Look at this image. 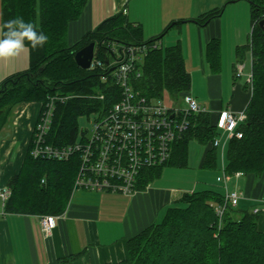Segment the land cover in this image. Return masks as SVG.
I'll list each match as a JSON object with an SVG mask.
<instances>
[{"label": "trees", "instance_id": "16d2710c", "mask_svg": "<svg viewBox=\"0 0 264 264\" xmlns=\"http://www.w3.org/2000/svg\"><path fill=\"white\" fill-rule=\"evenodd\" d=\"M251 6L252 32L247 44L237 48L241 62L252 59L253 88L246 109L247 119L238 127L243 136L230 138L224 160L228 175L242 172L261 177L264 172V0H248ZM88 0H2V25L7 20L22 16L48 35L42 49L31 50L30 67L13 74L0 83V132L8 123L12 111L23 102L34 100L45 106L55 97V109L47 142L66 146L78 142L82 115L105 114L121 97V88L112 78L110 68L98 70L81 68L75 59L78 50L95 42L96 58L112 62L124 46H147L148 50L138 63L141 76L132 85L150 98L173 99L190 94L192 76L187 70L182 45L153 47L181 21L171 22L159 36L144 39L140 25L131 22L120 12L99 24L77 43L70 45L67 32L70 22L77 20ZM224 8H215L196 21L202 25L220 17ZM218 42L209 44V53L215 57ZM113 55V56H112ZM112 56V57H111ZM106 64V63H105ZM45 66L37 78L28 75ZM107 75V80L102 76ZM22 76L20 81L18 77ZM44 80L37 83V79ZM246 88L249 89L248 82ZM103 96V97H100ZM182 138L173 145L172 157L163 166L149 168L141 173L138 189H145L161 175L165 166L187 167L188 148L192 140L204 145L211 143L203 166L217 165V147L214 146L219 130L209 112L194 113ZM84 138V137H83ZM31 139L20 171L9 181L11 196L5 201L9 213L43 215L63 214L71 200L74 182L79 170L78 157L59 160L34 157ZM224 196L212 190L185 193L184 207H169L163 220L152 223L127 241L128 256L118 263L106 264H264V231H260L258 211H243L229 206L222 219L212 205L221 203ZM235 209V210H234ZM238 210V211H236ZM232 212L242 214L235 218Z\"/></svg>", "mask_w": 264, "mask_h": 264}, {"label": "crops", "instance_id": "0c3cea01", "mask_svg": "<svg viewBox=\"0 0 264 264\" xmlns=\"http://www.w3.org/2000/svg\"><path fill=\"white\" fill-rule=\"evenodd\" d=\"M179 1L183 3L180 5L179 2V7L173 11L169 9V0H88L81 16L69 24L68 43H77L101 22L120 12L142 27L144 39L159 36L171 22L181 21L180 25L163 36L160 43L162 46L181 43L186 67L192 76L189 93L211 114L214 123H217L222 110L228 109L235 113L245 111L252 96L249 83V89L246 88L252 71V59L247 56L250 58V65L247 57L244 59V73L237 76L236 66L241 62L237 48L250 40L253 26L251 6L247 14L245 10L241 22H231L230 12L225 9L220 17L202 25L196 19L220 8L219 5H214V0H206L209 3L207 6L203 2L196 6V0ZM190 2L193 3L192 6H182ZM214 40L219 47L213 58L209 53V44ZM29 67V48L18 57L0 60V83ZM19 105L23 108L20 119L9 120L0 132V264H106L126 259L128 239L160 219V203L153 197L152 182L145 189H138L130 195L103 191L97 192L101 195L76 196L80 191L94 192L75 190L66 211L55 216L56 226L51 232L44 230L39 215L5 212L1 190L8 186L10 179L22 167L42 107L41 103L31 102ZM218 130L222 143L217 147V158L220 149L223 164V154L230 138L225 131ZM211 148L210 143L205 154ZM219 182H223L225 192L226 187L241 192L240 208L255 206L254 211L264 209V172L259 178L248 174L237 176L235 180L230 177L226 184L225 181ZM117 194L130 198L123 215L117 212L122 208L116 205L120 199H111L121 198ZM182 196L181 192H173L163 205L168 203V206H175L182 202ZM109 203H113V206H107ZM237 209L240 210L238 207ZM262 228L264 231V227Z\"/></svg>", "mask_w": 264, "mask_h": 264}, {"label": "built area", "instance_id": "2783aa9c", "mask_svg": "<svg viewBox=\"0 0 264 264\" xmlns=\"http://www.w3.org/2000/svg\"><path fill=\"white\" fill-rule=\"evenodd\" d=\"M264 19V17H263ZM162 46L160 42L153 47ZM114 60L107 65L96 58L94 53L89 70L100 68L115 69L111 72L115 83L121 88V97L109 110L98 116L93 128L84 135L82 141L66 146H54L47 142L53 113L55 97L41 107L34 126L31 153L34 157H46L68 160L77 156L80 164L74 182L75 190L110 191L126 195L138 190L142 171L163 166L170 161L174 143L182 138L190 125V116L194 113L207 112L197 99L187 94L183 97L186 107H175V99L170 97L168 105L163 98H150L133 88L134 79L141 76L138 63L146 54L148 47L140 45L124 46L118 51L112 47ZM244 64L237 63L236 75L241 76ZM103 80L108 76L103 75ZM251 75L248 83H251ZM251 86V85H250ZM103 97V96H100ZM247 119L246 110L235 113L231 110L220 112L216 127L225 131L229 138L243 136L238 127ZM219 144V140H215ZM224 177L218 181L227 182L226 165L223 163ZM237 176H243L237 172ZM12 194L9 187L1 190V196L6 201ZM242 194L239 190L226 187L224 201L213 206L222 219L229 206L236 207ZM41 224L46 232H51L56 226V217L43 215Z\"/></svg>", "mask_w": 264, "mask_h": 264}, {"label": "rangeland", "instance_id": "374dc122", "mask_svg": "<svg viewBox=\"0 0 264 264\" xmlns=\"http://www.w3.org/2000/svg\"><path fill=\"white\" fill-rule=\"evenodd\" d=\"M179 2H180V5L183 3L179 0H169V9H172L173 11H175L179 7ZM201 2H203L204 6L209 5V3H207L206 0H196L195 5L198 6L199 4H201ZM213 3H215L214 5H217V6L219 5L220 8L223 7L224 8L223 13H224L225 9L229 10V12H230L229 17L231 19V22H241V20H243V14L245 13V10H246V14H247L248 9L250 12V2L248 0H214ZM192 5H193V3L190 2V3H188L186 5H182V6L187 8V7L192 6ZM193 8H195V7H193ZM233 8H236V9L234 11H232ZM226 18H227V16H226ZM166 40H167V37H166ZM165 46L166 45H164V47ZM249 59L250 58L247 57L248 65H250ZM250 75H251V80H250L251 86L250 87L252 89L253 88V72L252 71L250 72ZM164 100L168 105H170L172 103L169 95H165ZM29 102L38 103V102H35L34 100L29 101ZM41 105H42V103H41ZM19 106H16L14 108V110L11 113L9 120L13 121L14 119L16 120L18 117L20 119L21 114L23 112L22 111L23 108H20ZM176 106L177 107H186L187 104L182 97H179L178 99H176ZM98 116H99V113H92L90 115H82L79 117V119H78V123H79L78 141H82L84 135L89 133L87 131H91V129L93 128L94 122ZM20 138H22V135H20ZM216 138L221 141L219 135L216 136ZM206 149H207L206 145L200 143L197 140H192L190 142L189 148H188V165H187V167H176V166H169V165L165 166L162 169L161 175L152 182V190L154 189L152 194H153V197L155 198V200L159 201V203H160L159 207L161 209V212L159 214L160 219L158 220V223H160L163 220L164 216L166 215V213L168 211V208L171 207V206H168V203L166 205L165 204L163 205V202L165 203L167 201L166 198H168V197L170 199V196L173 195V192H177V193L181 192L182 195H184L185 192H190V191L200 192V191L212 190V191H215L217 193H221L223 196L225 195V190H224L225 187H224L223 182H219L217 180L218 177H222V178L224 177L223 170H222L223 164H222V158H221V150L219 149V158L217 160V165H215V167L205 168L203 166V163H204V159H205V155H206L205 154ZM223 157H224V154H223ZM227 176H228L227 182L230 180V177H231V180L232 179L235 180L237 177L236 173L235 174L233 173L230 175L227 174ZM225 184H226V182H225ZM235 190H237V189H235ZM93 192L94 193H89V192L85 193V192L80 191L77 193L76 196L81 195V194H87V195L88 194H92V195L99 194V195H101L100 193H97L99 191H93ZM155 192H157V193H155ZM117 195H120V194H117ZM120 196H121V198H111V199H115V200L120 199V200H118L119 203H116V205L120 206L122 208H120L117 212L120 213L119 215H123L126 213V209H127V206L129 205L130 198H127L124 195H120ZM241 198H242V196H241ZM241 198H240V200H241ZM239 203H240V201H239ZM116 205L114 207H116ZM162 205H163V207H161ZM212 205L217 206L218 203L213 202ZM239 205L236 206V208L238 207L240 210H243V211H254V209H255V206H252V207L241 206L243 208H240ZM107 206H113V203H109V204H107ZM175 206L184 207L185 203L178 202ZM236 211H238V210H236ZM256 211H258V213H260L259 218L257 220L258 228L260 231H263L262 227H264L263 226L264 225V209H259ZM232 215L235 218H240L242 216V214H240L239 212H236V213L232 212Z\"/></svg>", "mask_w": 264, "mask_h": 264}, {"label": "clouds", "instance_id": "9594fccd", "mask_svg": "<svg viewBox=\"0 0 264 264\" xmlns=\"http://www.w3.org/2000/svg\"><path fill=\"white\" fill-rule=\"evenodd\" d=\"M48 41L49 37L44 31L18 15L0 27V60L18 57L26 48L42 49Z\"/></svg>", "mask_w": 264, "mask_h": 264}, {"label": "water", "instance_id": "95a60500", "mask_svg": "<svg viewBox=\"0 0 264 264\" xmlns=\"http://www.w3.org/2000/svg\"><path fill=\"white\" fill-rule=\"evenodd\" d=\"M260 25L264 27V20H262L260 22ZM95 46H96V43L91 42L76 52L75 59H76L77 64L81 68L88 69L90 67L91 61L93 60L94 53H95ZM108 52H109V54L110 53L113 54V52H111V51H108ZM105 63L107 65L110 63L109 57H107V59L105 60ZM44 68H45V66H42L41 68L38 69V71L36 73L29 74L28 76L30 78H37L42 73ZM114 69H115V67H111L110 72H112ZM20 79H22V76H19L17 81H20ZM43 82H44L43 79H41V78L37 79V83H43ZM3 90L4 89H1L0 93Z\"/></svg>", "mask_w": 264, "mask_h": 264}, {"label": "bare ground", "instance_id": "6f19581e", "mask_svg": "<svg viewBox=\"0 0 264 264\" xmlns=\"http://www.w3.org/2000/svg\"><path fill=\"white\" fill-rule=\"evenodd\" d=\"M263 20H264V19H263ZM111 57H112V56H111ZM112 58H113V57H112ZM109 60H110V59H109ZM137 67H138V66H137ZM174 105H175V107H177V106H176V99H175V104H174ZM216 139H217V138H216ZM216 139H215V140H216ZM217 140H218V139H217ZM79 142H80V141H79ZM221 143H222V142L219 140V144L216 145V144H215V141H214V146H215V147H219V146L221 145ZM72 157H75V156H72ZM76 157H77V156H76ZM225 212H226V211H225Z\"/></svg>", "mask_w": 264, "mask_h": 264}]
</instances>
